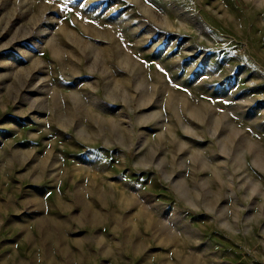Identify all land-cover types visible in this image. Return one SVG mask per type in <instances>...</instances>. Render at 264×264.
<instances>
[{
	"label": "rangeland",
	"instance_id": "1",
	"mask_svg": "<svg viewBox=\"0 0 264 264\" xmlns=\"http://www.w3.org/2000/svg\"><path fill=\"white\" fill-rule=\"evenodd\" d=\"M0 264H264V0H0Z\"/></svg>",
	"mask_w": 264,
	"mask_h": 264
},
{
	"label": "bare ground",
	"instance_id": "2",
	"mask_svg": "<svg viewBox=\"0 0 264 264\" xmlns=\"http://www.w3.org/2000/svg\"><path fill=\"white\" fill-rule=\"evenodd\" d=\"M101 197V196H100ZM126 200V199H125ZM128 201V200H127ZM129 202V201H128ZM125 203V202H124ZM126 205V204H125Z\"/></svg>",
	"mask_w": 264,
	"mask_h": 264
}]
</instances>
